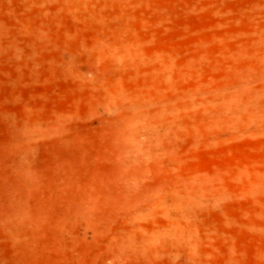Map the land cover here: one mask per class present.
I'll use <instances>...</instances> for the list:
<instances>
[{"label": "rangeland", "instance_id": "374dc122", "mask_svg": "<svg viewBox=\"0 0 264 264\" xmlns=\"http://www.w3.org/2000/svg\"><path fill=\"white\" fill-rule=\"evenodd\" d=\"M0 264H264V0H0Z\"/></svg>", "mask_w": 264, "mask_h": 264}, {"label": "bare ground", "instance_id": "6f19581e", "mask_svg": "<svg viewBox=\"0 0 264 264\" xmlns=\"http://www.w3.org/2000/svg\"><path fill=\"white\" fill-rule=\"evenodd\" d=\"M224 106L232 108V114L236 111L239 104V92H229L222 96Z\"/></svg>", "mask_w": 264, "mask_h": 264}]
</instances>
